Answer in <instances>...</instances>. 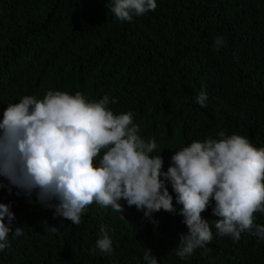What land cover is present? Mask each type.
<instances>
[{
  "label": "trees",
  "instance_id": "trees-1",
  "mask_svg": "<svg viewBox=\"0 0 264 264\" xmlns=\"http://www.w3.org/2000/svg\"><path fill=\"white\" fill-rule=\"evenodd\" d=\"M108 3L0 0V121L8 104L25 95L79 91L89 101L109 96L107 107L116 114L130 111L139 135L155 138L152 155L161 152L162 171L175 150L218 139L221 130L264 148V0H156L155 11L131 22L116 20ZM217 36L225 40L219 50ZM201 91L206 107L196 101ZM0 183V203L15 214L11 228L23 230L18 237L9 232L0 264H146V248L158 264H264L257 236L217 235L213 205L201 214L212 241L181 259L177 245L188 229L178 214L161 210L150 220L122 200V218L94 202L74 225L53 218L35 193L16 195L13 188L10 194L8 181L0 177ZM255 218L264 225V213ZM102 226L111 254L96 247Z\"/></svg>",
  "mask_w": 264,
  "mask_h": 264
},
{
  "label": "clouds",
  "instance_id": "clouds-1",
  "mask_svg": "<svg viewBox=\"0 0 264 264\" xmlns=\"http://www.w3.org/2000/svg\"><path fill=\"white\" fill-rule=\"evenodd\" d=\"M156 7V0L107 4L121 22H131ZM224 44L223 37L215 38L217 50ZM206 99L205 91L196 97L201 107H206ZM109 103L107 95L89 101L79 91L73 95L62 90H48L42 98L25 95L9 103L0 121V177L8 181V192L15 188L16 195L35 193L40 205L53 210V218L74 225L81 223L94 202L122 218V200L150 220L161 210L178 214L188 229L177 245L181 259L212 241L208 220L201 215L209 205L217 235L238 241L247 232L264 241V225L255 223V214L264 213V148L221 130L218 139L194 140L175 150L162 171L161 152L152 155L158 148L155 138H142L133 114H116ZM168 184L181 205L178 211ZM14 219L11 205L0 203V251L8 246L9 232L12 237L23 234L21 227L11 228ZM100 232L96 247L111 254L109 230L102 226ZM142 258L146 264H158L151 249L146 248Z\"/></svg>",
  "mask_w": 264,
  "mask_h": 264
}]
</instances>
